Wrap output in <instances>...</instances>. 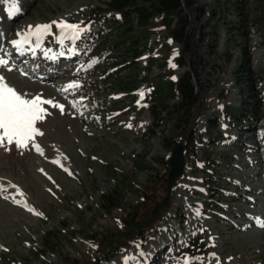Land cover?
Wrapping results in <instances>:
<instances>
[{"label": "rangeland", "instance_id": "1", "mask_svg": "<svg viewBox=\"0 0 264 264\" xmlns=\"http://www.w3.org/2000/svg\"><path fill=\"white\" fill-rule=\"evenodd\" d=\"M18 1L22 2L23 8L17 19L8 20L0 6L1 37L14 36L17 30L24 33L29 26L49 24L60 19L75 23L84 21L86 31L96 30L99 22L90 17L91 10L106 9L110 0H16L15 6H18ZM211 3L215 4L214 0H198L190 11L193 43L200 56L197 70L202 92L196 98L199 100L200 116L193 125L194 141L192 138L193 142L184 154V171L175 182L163 208L161 206L152 213L154 205L166 196L169 170L166 159L173 149L164 142L173 127V120H166L165 111L161 109V116L165 119L157 120L147 106L140 105L139 125L135 131L129 128L127 122L117 123L112 128L106 124L95 127L92 121L76 116L70 108L64 107L61 111L58 106L42 105L47 114L38 123V128L43 135L34 137L26 148L7 142L0 146V250L5 247L4 252H0V264H93L99 252H107L111 248L110 256L113 254L116 244L107 248L105 235L118 240L123 235L120 232L123 226L135 223L142 228L153 218L145 220L155 214L163 218L159 222L161 232L148 233L153 240L169 242L175 235L178 242L185 238V234L192 233L195 209L187 204L194 202L195 196L202 201L207 192L201 182L205 179L201 171H207L208 166H204L201 159L204 148L209 145L207 135H211L208 131L202 133L201 127L209 124L208 119L215 113V106L220 101L226 105L230 103L224 110L228 116L238 114V104L246 100L247 95L243 81L247 75L252 78L253 74L264 69V46L254 25L245 19L239 34L234 26L238 21L235 13L223 11L225 19L221 20L218 17L207 20L206 14L198 18L200 10H207ZM240 5L242 16L250 14L252 7L246 0H241ZM253 9L251 14L254 17L260 15L255 3ZM224 20L230 25L229 28L222 22ZM153 27L147 31L144 25L141 31L138 27L140 33L137 27L133 28L132 34L140 40L139 47L147 41V46L154 47L166 43L167 34L164 31L151 34ZM124 29L119 30L121 36H125L122 33ZM213 31L217 35L215 40ZM212 45L215 46V53L211 54ZM171 46L179 48L174 41ZM117 54L118 57L124 56L120 50H117ZM174 54L175 50L169 56L166 67L174 62ZM159 59L152 61L150 68L149 77L154 82L167 77L162 73L163 57ZM108 63L94 60L92 65L103 66L107 70L112 65ZM146 63L142 61V66ZM9 65L10 62L7 67L0 66V75L19 93L26 94V98H35L38 93L42 99L63 105L57 90L51 86L53 82L40 84V87L30 81L32 77L21 76L17 70L9 71ZM140 68L138 64L127 78L131 81L129 85L136 83L143 75ZM172 69L176 75H180L185 66L178 67L174 63ZM61 79L64 81L63 77ZM68 92H73L71 97L79 93ZM250 100L257 102L254 97ZM258 108L264 112V96ZM154 123L159 124L154 126ZM241 124L247 125L246 122ZM36 145H39L40 152L32 150ZM211 147H214L211 156L221 158V162L215 165L217 176L224 173L242 180V186L236 189L231 181L226 184V179L223 180L224 191H235L234 195L227 194L220 200L222 204L230 203L226 213L238 221L237 226L232 225L231 221L219 219V211L202 216L198 223V230L207 241L210 255L215 254L213 264H264V228H250L242 219V213L246 210H256L264 217V191H259L263 188L258 184L262 180V172L260 175L256 167L248 163L246 166V161L238 152V158L232 157L229 152L231 147L226 149L224 159L217 153L219 147ZM235 163L238 168L234 166ZM256 186L259 187L258 192L252 189H256ZM247 187L250 189L247 190ZM242 192L243 198L236 199ZM245 195L254 197L256 204L244 200ZM180 212L184 215L183 229L176 227L180 223ZM242 225H245V229ZM44 239L49 242L46 248H42ZM94 240L104 241L101 248L97 249L95 243H91ZM141 243L137 242L139 245ZM147 247V242L141 248L131 245L130 250L125 249L123 253L97 264H126L128 254L132 256L129 262L136 264L138 256L149 254ZM124 253L128 254L122 256Z\"/></svg>", "mask_w": 264, "mask_h": 264}, {"label": "trees", "instance_id": "2", "mask_svg": "<svg viewBox=\"0 0 264 264\" xmlns=\"http://www.w3.org/2000/svg\"><path fill=\"white\" fill-rule=\"evenodd\" d=\"M197 0H110L108 1V6L106 9H96V11L102 10H112L118 11L122 16V22L120 23L114 16L107 20V25L109 27L108 34L101 41V46L108 48L107 46L116 45L119 41L117 36H111L113 30L117 35V27L125 28L122 30L123 35L130 38L132 46L126 47V51H131V55H136L140 52L139 50V38H136L132 34L134 28L133 21L136 19L137 26H143L144 30L147 31L151 25L156 21L150 20L152 16L157 14H163L159 19L161 25L172 35L175 41H178L181 45L179 56L177 57V62L180 65H186L187 70L178 78L176 82L170 80L163 81L157 87L155 93L156 107L161 106L166 110L168 120H173V128L169 132L170 136L165 137V145L173 146L178 143L179 138L183 131H185L188 124L191 122L196 112L199 110V100L194 101V97L197 96L198 91L202 90V86L197 83L198 80V70H197V59L200 58L197 49L194 47L193 43V27L190 11ZM215 4L210 8L209 17L210 19H225L222 12L233 9L234 12L240 10L238 1L236 0H214ZM257 8L260 10V15L256 18L260 26L263 29L264 36V0H257ZM135 14V16H133ZM204 11L202 9L199 12V16L203 15ZM174 16L175 22L174 26H170L173 22ZM135 17V18H134ZM209 20V19H208ZM229 28L225 20L222 21ZM237 27V26H236ZM239 29V27H237ZM142 30V28H141ZM216 32H212L213 40L216 39ZM264 38V37H263ZM214 45L211 47V52L215 53ZM193 80H196L194 83ZM246 91L249 95L248 99L251 98L250 90L252 91V83L249 75L246 77ZM243 82V83H244ZM251 88V89H250ZM174 96H178L177 100L172 103ZM135 227V226H133ZM131 226H125L124 232L125 238L130 237L134 233V228ZM53 232V231H52ZM50 232H48L49 234ZM56 233V232H54ZM46 238V237H45ZM115 242L114 240L111 241ZM107 242L108 245H111ZM49 242L45 241L42 244L43 248L48 246Z\"/></svg>", "mask_w": 264, "mask_h": 264}, {"label": "snow or ice", "instance_id": "3", "mask_svg": "<svg viewBox=\"0 0 264 264\" xmlns=\"http://www.w3.org/2000/svg\"><path fill=\"white\" fill-rule=\"evenodd\" d=\"M12 2L15 3V0ZM13 11L19 12L20 9L15 7ZM53 26L59 30V35L56 38L61 44L65 40L75 42L86 31L79 24H70L63 20L52 21L50 24L29 26V30L22 38L12 41V43L18 51H22L25 44H30L34 40L35 47L39 48L44 38L52 35ZM7 65L8 61L0 58V66L7 67ZM9 71H11L10 68ZM72 86L77 87L78 85ZM42 105L58 106L63 111V105H57L53 100L42 99L40 96L26 98V94L19 93L6 82L5 77L0 75V146H4L7 142L10 145L14 143L19 148H25L34 137L43 135L36 127L37 123L43 121L47 114ZM36 150L41 151L39 145H36ZM213 255L215 256V254ZM185 264L188 262L186 261Z\"/></svg>", "mask_w": 264, "mask_h": 264}, {"label": "water", "instance_id": "4", "mask_svg": "<svg viewBox=\"0 0 264 264\" xmlns=\"http://www.w3.org/2000/svg\"><path fill=\"white\" fill-rule=\"evenodd\" d=\"M183 147L182 145H178L175 147L172 151V155L169 158V163H170V170H169V178H168V185H167V196L164 198L162 203L167 199L169 190L176 179V177L181 173L183 166H184V158H183ZM162 203H159L161 205Z\"/></svg>", "mask_w": 264, "mask_h": 264}]
</instances>
